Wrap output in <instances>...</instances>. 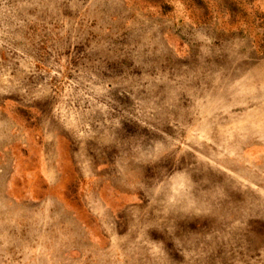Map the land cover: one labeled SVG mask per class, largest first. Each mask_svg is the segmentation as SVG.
Returning <instances> with one entry per match:
<instances>
[{
  "label": "rangeland",
  "instance_id": "obj_1",
  "mask_svg": "<svg viewBox=\"0 0 264 264\" xmlns=\"http://www.w3.org/2000/svg\"><path fill=\"white\" fill-rule=\"evenodd\" d=\"M0 264H264V0H0Z\"/></svg>",
  "mask_w": 264,
  "mask_h": 264
}]
</instances>
